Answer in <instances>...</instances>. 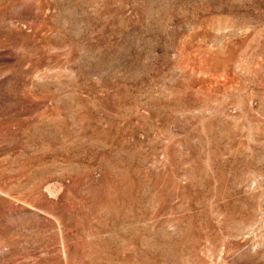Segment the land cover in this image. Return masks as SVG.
<instances>
[{
    "label": "rangeland",
    "instance_id": "rangeland-1",
    "mask_svg": "<svg viewBox=\"0 0 264 264\" xmlns=\"http://www.w3.org/2000/svg\"><path fill=\"white\" fill-rule=\"evenodd\" d=\"M0 264H264V0H0Z\"/></svg>",
    "mask_w": 264,
    "mask_h": 264
}]
</instances>
